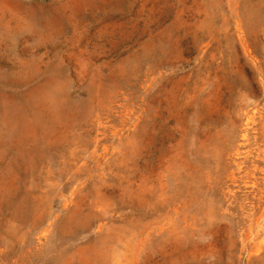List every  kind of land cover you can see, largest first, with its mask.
I'll return each mask as SVG.
<instances>
[{"label": "rangeland", "instance_id": "1", "mask_svg": "<svg viewBox=\"0 0 264 264\" xmlns=\"http://www.w3.org/2000/svg\"><path fill=\"white\" fill-rule=\"evenodd\" d=\"M0 264H264V0H0Z\"/></svg>", "mask_w": 264, "mask_h": 264}]
</instances>
